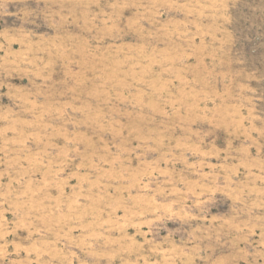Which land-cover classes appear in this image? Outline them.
<instances>
[{"label":"rangeland","instance_id":"374dc122","mask_svg":"<svg viewBox=\"0 0 264 264\" xmlns=\"http://www.w3.org/2000/svg\"><path fill=\"white\" fill-rule=\"evenodd\" d=\"M0 264H264V0H0Z\"/></svg>","mask_w":264,"mask_h":264}]
</instances>
